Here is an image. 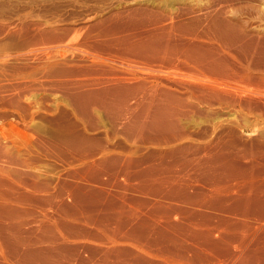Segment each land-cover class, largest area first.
Returning a JSON list of instances; mask_svg holds the SVG:
<instances>
[{
    "label": "bare ground",
    "instance_id": "6f19581e",
    "mask_svg": "<svg viewBox=\"0 0 264 264\" xmlns=\"http://www.w3.org/2000/svg\"><path fill=\"white\" fill-rule=\"evenodd\" d=\"M173 1L177 2V0ZM169 2L167 1L168 4ZM151 5L152 10H146L144 6L145 11L139 10L142 8H133L128 12L121 9L114 11L105 19H95V25L92 23L91 27L93 33H88V30L85 29L88 34L84 35L83 33L82 36L80 34L81 41L85 45L84 47L81 43L84 50L91 49L89 52L95 58L94 61L92 58L89 59L93 62L85 69L87 73H90V79L74 80L75 84L73 82L72 87L63 89H65L69 105L75 111L74 114L77 113L79 123L82 122L85 132L78 131L79 128L76 130L79 124L77 122V125H69L72 130L66 132V135L61 131H53L52 134L48 133L51 138L42 141V145L44 142L47 144L48 148L46 147V149H52L62 159L67 158V155L76 159L77 162H74L72 174L69 177L74 180L80 179L78 182H81V179L83 181L86 179V181H93L97 185L86 186L84 184L85 186H82L80 183H76L61 185V188H57L58 181L53 185V182L41 179L40 172H43L44 168L39 171L41 168L38 169L37 164L36 167L29 158L25 159L21 156L14 157L16 160L8 158L7 162L12 163L13 168L0 164V240L10 244L11 253L13 257H19L20 264H70L75 260L80 261L81 264H195L202 261L203 254L200 252L203 250L206 252V263L208 264H264V237H253L255 234L252 237H244L245 234H243V237L183 236L184 238L181 236L170 237L169 234L170 232H181V235L182 233L191 234V231L186 229L184 224L181 225L179 219L175 218L187 215L190 220L198 221L200 213L191 211L190 208L200 202L211 207L217 206L221 211L242 216L241 220L235 218L222 220L223 223H227L236 230L237 228L246 229L248 227L247 217L256 212L264 221V155L262 154L264 152L258 154L255 152L256 150H239L238 145H241V140L235 138L236 133H239L238 129L236 130L238 123H233V126H237L236 128L228 124L230 132L225 134L223 132V129H226L224 128L226 127L225 118L223 119L222 114L215 109L218 108L216 105L223 106L225 104L229 107L230 105H240L243 95L250 99L259 95L260 97L257 98L261 100L264 97V91L258 90L259 87H255L257 89L253 87L251 90L252 87L249 86L250 90H248L247 86L242 84L244 80H240L244 76L240 78V74L232 70L235 67L230 69L229 64H224L226 61L222 58L223 55L217 50H213V46L208 45L213 43H209L212 38L226 42L231 41V43L237 40L241 41L242 38H245V31L236 24H231L228 20L229 23H227L226 19L223 20L221 16H217L213 23H210L211 26L207 27L208 29L200 32L198 23H194V21H191L192 23L177 22L178 16L175 10L177 7L169 9V6H173L166 5L167 10L169 9L168 15L166 13L161 15L162 12L158 13L159 4L152 3ZM147 6L149 7V5ZM163 6L161 4V7ZM164 7L161 8L163 11ZM219 9L221 10V8ZM218 14L220 15L219 12ZM221 14L223 13L221 12ZM149 15L152 18L149 25L135 28L138 17L141 16L144 19ZM140 21L138 20V22ZM76 30L82 32V30L79 31L80 28ZM78 32L76 36H79ZM70 34L73 33L70 32ZM70 34L68 33L64 37L69 38ZM206 38L210 39L209 42L204 40L208 42L206 44L208 46L203 42V39ZM247 42L249 43V41ZM220 43L223 44V42ZM252 44L255 43L252 42ZM252 44L247 46L250 48ZM240 46L242 45L240 44ZM256 46L259 47V45ZM228 47L225 48L228 49ZM238 48L240 49V47ZM244 48L241 49L245 50ZM227 49L225 52L229 53ZM226 56L228 58V55ZM263 59L260 58L259 63H262ZM261 60L263 61L261 62ZM253 62L252 64H254ZM200 63L208 65L207 71L209 72L211 69L212 76L217 75V77L194 76V72L190 71L191 65L198 67ZM118 64L129 66L128 69H124L127 66L117 68L122 66ZM140 64H143L140 67L142 69H138ZM130 65L136 68H133L135 71H132ZM59 70L61 71V69ZM250 72L245 75L247 76ZM200 75L202 76V74ZM253 86H255L254 82ZM262 88L264 87L259 89ZM250 99L249 101L253 100ZM242 107L240 106V108ZM98 113L106 116L113 128L114 134H111L116 138L112 139V136L109 137L107 132H104L106 133L104 138L88 134L95 123L97 127L96 121L100 115ZM65 117L67 119L68 115L66 114ZM197 118L201 120H197ZM202 123L211 124V133L205 135L206 137L196 139L188 133L187 127L195 125L197 128ZM226 123L231 122L226 120ZM61 128L64 127L61 126L60 130ZM234 132H236V136H230V133L234 134ZM117 137L123 138L125 143L130 144L129 147L120 149L117 146V141V144L115 143ZM2 147H0V158L4 156ZM152 147L153 149H150ZM145 150L146 152H144ZM8 151L10 152V150ZM8 153L6 152V155ZM242 159H248L249 163L241 164ZM65 167L67 168V166ZM13 176L16 178V182L13 181ZM55 178L56 181L57 177ZM72 178L70 180H73ZM134 179L140 180L138 186L140 189L156 192L155 202L152 200L154 203L143 205L141 203L142 207L147 206V212L143 213L144 208L143 211L136 208L135 210H126L129 204L126 191L137 187L136 184H132ZM128 197L130 198V196ZM97 209H99L98 212L104 210L106 214H99ZM82 211H89L91 214H86L84 217ZM208 213L210 215V211ZM102 215L106 216L102 217ZM111 218L116 222L119 221L120 224H128L130 220L135 222L132 223L133 226H136L133 233L141 231L146 234L145 232L149 230H155L160 237L154 239L151 246L143 240H138L139 237H118L115 232H108L109 230L107 233L104 232L105 237H81L82 220L87 225L92 223L101 226L104 221L111 220ZM113 220L111 225L115 222ZM202 223H207V220ZM34 225L41 229L39 235L34 234ZM218 225L220 226V224ZM255 231L259 230L255 229ZM66 234L75 237H67ZM151 235L153 234L151 233ZM249 236L251 235L249 234ZM188 240L200 242L204 247L203 250L200 249L199 253L196 252L194 256L192 253V256H189L188 253L195 252L197 247L193 249ZM158 245L160 248L153 249ZM3 246L0 242V258L5 259L4 254L8 252H3ZM208 256L212 258H208Z\"/></svg>",
    "mask_w": 264,
    "mask_h": 264
},
{
    "label": "rangeland",
    "instance_id": "374dc122",
    "mask_svg": "<svg viewBox=\"0 0 264 264\" xmlns=\"http://www.w3.org/2000/svg\"><path fill=\"white\" fill-rule=\"evenodd\" d=\"M167 1L168 2L170 1L169 4H171V6H173V7H170L169 4L167 3ZM171 1H172V3H171ZM160 2H161V0H156V1L155 0H0V145H1L0 147L3 146L2 149L5 152V154L3 152L4 156L0 158V164L2 163V165H4V166H7V167L9 166V167L13 168L12 167L13 164L9 163L7 161H9V159H12V158L14 160H16V158H14V157H16V156L20 157L21 156L25 159L29 158L30 162L32 161L35 164L34 165L32 163L34 166H36V164H37L38 167L37 166L36 167L38 169L41 168L39 171H42V168H44L45 172L44 171L40 172L42 175L41 179L42 178L44 180L47 179V180L53 182V185L58 181L59 184L57 183V185H58L57 188H61V185H68V184L71 185V184H76V183L77 184L80 183V185H82V186H85V185L86 186H91V185L95 186V185H97L93 181H88V180L86 181V179L84 181L81 179V182H78V181H80V179H75V180H77L75 182L74 178L69 177V175L72 174V169H73L72 167H73L74 162L75 163L77 162L76 159L68 157V155H67V158L62 159L60 156H57L58 153L52 151V149H50V148L46 149L47 144H45V142H44L42 145V141L51 138L50 134H48V133L52 134L53 131H55V132L61 131V133H64L66 135V132L68 133V131L70 132L72 130V128L70 126L77 125L80 122L77 113L75 115L74 114L75 111H73V109L71 108L72 106L69 105V102L66 99L67 95L65 94V89H63L64 87H66V88L72 87L73 85H71V84L73 82L75 84V81L78 79H90V77H89L90 73H87L85 69L87 68V66L91 65V63L94 61L95 58H94V55L89 52L91 49H89V51H88V49H86L88 52L84 50L85 48H83V46L85 47V45L83 44L84 42L81 41L80 34L82 36L83 33H84V35H85V33L88 34L89 32L93 33L94 31H92L91 27L93 26L92 23L94 24V22H96L95 19H97V20L105 19V17H107L109 14L113 13L114 11L120 10V9L122 11L124 10V12H128V11L132 10L133 8H135V9L136 8H138V9L144 8L143 10L142 9H139V10L145 11V7H146V10H152L151 4L154 3L155 5L159 4L158 5L159 9L155 8V9H158V13L161 14V12H162L163 14H161V15H165V13H166V15H168L167 13L169 12L170 8H174V7L176 8L177 7L179 9V10L177 8L175 9L176 15L178 16V18L176 19V20H178L177 22L192 23L194 21V23H198V26H199L198 29L200 32L202 30L208 29L211 26L210 23L212 24L214 19L217 18V16H221V18L223 20L226 19L225 21H227V20L230 21L231 24H233V23L236 24L242 30L244 29L245 33L247 31L246 34L244 33V36L246 39L242 38L241 41H239V40H237L235 42L233 41L234 43H231V41L230 42L228 41L229 42L228 43L226 41H222V40L220 41V39H218V38L217 39L212 38L214 40L211 39V41H210V39L206 38V39H203V42H205L204 45L208 44L209 41H210L209 43L213 42V43L208 44V45L209 46L211 45L210 47L213 46L212 47L213 50H217L218 53L223 55L222 58H224L226 61V63H224V64H229L228 66L230 67V69H232L233 66L235 67L232 70L238 72L240 74V78H241V76H244V78L242 77L243 79L241 78L240 80L241 81L244 80L247 82V84H246V82L242 81V84L244 83L243 85L247 86L248 90H250L249 87L250 88L252 87L251 90L253 89V87L254 88L255 87H257V88L258 87L259 88L264 87V79L262 80V78H264V64H263L264 63V61H263L264 60L263 59L264 58V44H263L264 43V0H180L179 2H178V0H177V2L176 1L174 2L173 0H162V2L161 3ZM161 4H162V6H163V4H165L164 5L165 7L163 6L164 11L161 9V8H163V7H161ZM174 4H175V6H174ZM147 5H149V7ZM166 5L169 6L168 10L166 8ZM155 7H157V6H155ZM148 8H150V9H148ZM219 8H221L222 11ZM155 9H153V10L157 12V10H155ZM217 9H219V11H217ZM218 12L220 13V15L218 14ZM221 12L223 14H221ZM148 17H144V19H142L141 16L138 17L136 19L137 23L135 24V28H139V26H140V28H142L143 26L149 25L152 18H150L151 17L150 15ZM145 18H148V19L146 20ZM138 20L139 21L143 20V22H141V21L138 22ZM228 21H227V23H229ZM72 28L74 30H76L77 28H80L79 31L82 30V32L80 33V32H78V30H76V33L77 32L79 33L78 34L79 36H76L77 34L74 33L75 32L74 30L72 31ZM85 29L88 30V33H87V31L85 32ZM83 30H84V32H83ZM70 32H72L75 35H73V34L71 35ZM68 33L70 34L69 38L68 37L65 38L67 36L66 34H68ZM73 36H76V38H73ZM247 36H248V38H247ZM59 37H60V39H59ZM77 37H78V39H77ZM71 39H73L75 41H73V40L71 41ZM244 39L249 41V43L247 41H245ZM251 39H252V41H250ZM204 40H206V41L209 40V41L206 42ZM215 40H216V42H215ZM259 40L261 41V43ZM51 41H52V43H51ZM214 42L218 46L215 45ZM220 42H223V44ZM224 42H225V44H224ZM236 42L238 43V45ZM252 42L255 44H252ZM81 43L83 44V46ZM218 43H220L221 45ZM230 43L232 44V46ZM247 43L250 45L252 44V46L249 48L248 47L249 45ZM240 44L242 46H240ZM243 44H246V45H243ZM79 45H81L82 48ZM208 45H206V46H208ZM228 45H229V47H228ZM233 45L237 46V47H234ZM256 45H259V47ZM214 46L217 48H215ZM245 46H246V48H244ZM219 47H221V48H219ZM223 47H224V49H223ZM225 47H228V49ZM230 47L231 48L234 47V48H232L233 50ZM238 47H240V49ZM255 47H257L258 49ZM241 48H244L245 50H242ZM225 49H227L229 51V53H231V54L226 53ZM42 52H43V54H42ZM225 53H226V55H228V58H226L227 56L225 55ZM87 55H89L90 57ZM84 56H86V57H84ZM229 57H230L231 61H229L230 60ZM259 57L261 59H263V60H261V62L263 61L262 63H259L260 62ZM91 58L93 61H89V59L91 60ZM95 61H97V60H95ZM232 61H234V62H232ZM252 62L254 64H252ZM118 65H122V64H118ZM203 65L204 64H201V63L198 64V67L191 65L192 68H194V69L192 70V68H191L190 71L194 72V76H196V77L206 78V75H208L207 77H212V78L217 77V75L216 76L213 75L214 77L212 76L211 69H209L210 70L209 72L207 71L209 68L208 65L207 66H205V65L203 66ZM260 65H261V67H260ZM124 66H127V65H124ZM124 66L122 65V66L117 67V68H121V67L123 68ZM128 66H127V68L125 67L124 69H128ZM142 66H143V64L142 65L140 64V66H138V69ZM253 66H255V67H253ZM130 68L133 69L135 67L131 66ZM245 68H247L248 70H246ZM59 69H61V71ZM135 69H133L132 71H135ZM140 69H142V68H140ZM201 69H202V71H200ZM253 69H255V70H253ZM258 69L259 70L263 69V70L259 71ZM62 71H64V72H62ZM82 71H85V72L82 73ZM245 71H248L247 73H249V71H251L250 72L251 75L248 74L246 76L245 74H247V73ZM252 71H254V73H252ZM257 71H259V72H257ZM198 72H199V74H198ZM200 74H202V76ZM249 75H250V77H249ZM252 75H254V76H252ZM253 82L255 83V86H253ZM256 82L258 85L256 84ZM65 84H66V86H65ZM257 88H255V89H257ZM259 88H258V90L264 91L263 90L264 88H262V89H259ZM253 97L254 98L250 99L249 97H247V96L245 97L243 95L242 101L240 102V105H236V106L230 105V107L225 105V104L223 105L225 107H223L221 105H219L220 106L219 107L218 105H216L218 108H215V109L222 114L223 119L225 118L227 120V122H231V123H226V120L224 119L225 125H226V127H224V128H226V129H223L224 131L223 130H221V131H223L225 134L227 132H230L229 131L230 128H228L229 127L228 124L231 127L236 128L237 126H233V123H238V128H236V130L238 129L237 132H239V133H236V132H234V134L230 133V136L234 135V137H235L237 135L235 138L236 139L238 138L239 141L241 140V142H240L241 145L240 144L238 145L239 146L238 149L239 150L244 149L243 151H247V150L248 151H255L256 150L255 152L259 154L261 152H264V149H263L264 148V102H263L264 97H262L261 100L258 99L260 97L259 95H256ZM249 99L250 100L253 99V100L249 101ZM256 101H257V103H256ZM67 102H68V104H67ZM226 106H227V108H226ZM240 106H243L245 108H243V107L240 108ZM222 107H223V109H222ZM247 107H248V109L250 108L251 111H250V109L248 110ZM219 108H220V110H219ZM235 110H236V112H235ZM71 111L73 114L71 113ZM60 112H61V114H59ZM64 113H66L68 115L67 119L65 117L66 114H64ZM98 114H100L99 117H98ZM98 114H97L98 118L96 121L97 127H96V123H95L93 129L88 131V134H91L92 136H95V137L97 136L100 138H104V137H106V135H105L106 133H104V132H107L109 134V137L112 136L111 138L113 139L115 137V135L111 134V133L114 134V132L112 131L113 128H112V126H110L111 123L108 121V119L106 118V116L104 114H102V113H98ZM234 114H235V117H234ZM29 115H30V117H29ZM60 115H62V117H60ZM62 119H63V121H62ZM69 119H70V121H69ZM197 120H201V119L197 118ZM58 124H60V125L58 126ZM242 124H244V125H242ZM210 125L211 124H209V123H207V124L202 123L199 127L197 126V128H195L196 127L195 125H190V127H187L188 133L192 134V136L196 139L204 138L205 135L207 136L208 134L211 133L212 128ZM61 126L64 127L65 129L61 128V130H60ZM78 128H79V130H78ZM107 128H108V130H107ZM83 129H84V126L82 128V122H81L76 127V130H78V131L82 130L83 131ZM221 131H219V132H221ZM40 132L42 133V135ZM83 132H85V131H83ZM204 132H205V134H204ZM45 133H47V134H45ZM235 133H236V135H235ZM46 137H48V138H46ZM116 141L118 143L117 146H119L120 149L126 148L127 146L129 147V145H130L128 143H125L124 142L125 140L121 137H117V139H115V143H116ZM126 144H128V145H126ZM242 145H244V146H242ZM5 147H6V150H5ZM39 147H40V149H39ZM41 147L43 148V150ZM150 149H153V147ZM8 150H10V152ZM259 150H260V152H259ZM6 152L7 153L9 152L8 155L9 154L10 155L9 156L6 155ZM144 152H146V150ZM14 154H16V155H14ZM45 154H47V155H45ZM262 154L264 155V153H262ZM1 161H5V162H1ZM245 162L249 163L248 159H242L240 161L241 164H244ZM65 166H67V168ZM70 169H71V171H70ZM59 172H63V173H59ZM43 175H45V176H43ZM59 175H63L65 178H68V179H65L63 176H59ZM54 176L57 177L56 181H55L56 178ZM12 178L14 179L13 181L16 182V178L14 176ZM71 178L73 180H70ZM66 182H68V183H66ZM69 182H71V183H69ZM89 182H91V183H89ZM132 184H136L137 187H135L134 189L130 188L128 191H126V195H127L126 197L128 198V202H129V204L127 203L128 206L126 205L127 206L126 210H128V211L130 209L135 210V208H136V209H139L140 211H143V208H144L143 213L147 212V206L142 207V205L145 203L146 204L154 203L156 198H157L156 192L147 191V189H142V188L140 189L138 187L140 185V180L134 179L132 181ZM144 192H145V194H144ZM113 193H115V192H113ZM128 196H130V198ZM133 196H135V197L133 198ZM152 200H154V202ZM141 203H142V205H141ZM208 206L209 205H207L203 202H200V204L198 203L196 206H193L190 208V209H192L191 211L194 210V211L200 213V215H198V216H200V217H198L199 218L198 221L197 220H190L187 215H184L182 217L177 216L175 219L176 220L179 219L178 220L179 223H181V225L184 224V226H186V229L191 231V234L188 235V234L182 233V235H181V232H170L169 233L170 237H179V236H181V238L188 237V236L189 237H203V236L204 237H209V236L210 237H221V236L222 237H243V234H245L244 237H252L253 234H255L253 237H264V227H262L264 225V223H263L264 221L261 220V217L258 216L259 214L257 212L253 213L247 217V219H248L247 220L248 227H246L247 230L243 229V228H241V229L237 228V230H236V229L232 228L231 226L227 225V223H223L222 220L225 218L226 219L228 218V220H232L234 218L236 220H241L242 216H240L239 214H231V213L226 212V211H221L219 208H217V206H212V207L209 206L210 208ZM145 208H146V210H145ZM199 208H201V209H199ZM196 209H199V210H196ZM203 209H207V210H203ZM98 210L99 209H97V212H98ZM209 211H210V215L208 213ZM102 212H104V213H102ZM212 212H216V213L219 212L220 214L219 213L216 214V213H212ZM98 213L99 214H106V212L104 210H101ZM111 213L113 214V211ZM86 214L89 215L91 213L89 211H84V212L82 211V215L84 217H86ZM104 216H106V215H102V217H104ZM174 216H176V215H174ZM236 217H239V218H236ZM200 219L201 220L204 219V220L201 221ZM211 219H213V220H211ZM112 220H113V218H111V220L110 219L106 220L107 222L104 221L101 226L106 225L105 227L96 226L92 223H90V224L88 223L90 225L89 226V225H87V223L84 220H82L81 224L83 223V225L80 226V229H81L80 232H82V234H80L81 237H105L104 232L107 233V231L109 230L108 232L113 231V232H115L116 236H118V237H122V236L137 237V238L139 237L138 240H140V241L143 240V242L150 244V246H151V244L154 243V239H157V237H160V235H158V233L155 230L154 231L149 230L148 232H145L146 234H144L138 230H137L138 232L133 233L132 231L136 230L135 229L136 226L135 225L133 226V224L135 222H133L131 220L128 224H120L119 221L116 222L115 220H113V222L115 221L116 223L114 222V224L111 225ZM185 220H186V222H185ZM206 220H207V223H202V222H206ZM186 223H188V224H186ZM210 223H212V224H210ZM216 223L220 224V226ZM225 224H226V226L224 227ZM251 224L254 227H252ZM188 225H190V226H188ZM34 226H33V229H35L34 234L39 235L41 232V229L38 226H35V227ZM97 227H99V229H97ZM193 227L195 228V230ZM105 228H107V229L105 230ZM113 228H114V230H113ZM216 229H218V230H216ZM252 229H254V231H252ZM255 229L256 230L258 229L259 231L256 232ZM100 230H104V231L101 232ZM192 231H194V232H192ZM211 231H213V232H211ZM219 231L222 233H220ZM249 231H250V233H249ZM99 232H100V234H99ZM151 233L153 235H151ZM249 234L251 236H249ZM156 235H158V236H156ZM66 236L67 237H75V236L70 235V234H66ZM106 236H107V234H106ZM150 239H151V241H150ZM0 242H1L2 246L4 245L3 246L4 248L2 247L4 250L3 252L4 253L8 252L7 254H4V256H6L5 259L0 258V264L1 263H3V264H20L18 262L19 257L18 256L13 257V255L11 253L12 248H9L10 244L6 243L4 241H1V240H0ZM188 242H189L190 246L192 245L193 249H195L197 247L196 250H194L195 252H189L188 253L189 256H192V253H194L193 254V256H194L196 254V252H198V251L200 252L204 248L202 246V244L200 242L198 243V241H196V240H188ZM158 247L160 248V246L158 245L156 248H153V249H158ZM8 250H11V251H8ZM200 253L203 254V256L201 257L202 261L197 262L195 264H201V262H202V264L203 263L208 264V263H206L207 262L206 261L207 260L206 252L203 250V252L201 251ZM10 256H12V257H10ZM11 258H14V259H11ZM208 258H212V257L208 256ZM21 264H23V263H21ZM26 264H28V263H26ZM43 264H45V263H43ZM70 264H81V263H80V261L75 260V261H71Z\"/></svg>",
    "mask_w": 264,
    "mask_h": 264
}]
</instances>
